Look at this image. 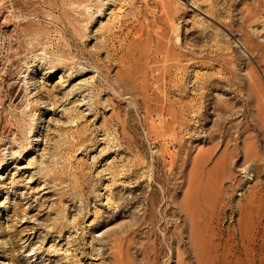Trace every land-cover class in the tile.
Returning <instances> with one entry per match:
<instances>
[{
    "label": "rangeland",
    "instance_id": "374dc122",
    "mask_svg": "<svg viewBox=\"0 0 264 264\" xmlns=\"http://www.w3.org/2000/svg\"><path fill=\"white\" fill-rule=\"evenodd\" d=\"M0 27V264H264V0H0Z\"/></svg>",
    "mask_w": 264,
    "mask_h": 264
},
{
    "label": "built area",
    "instance_id": "2783aa9c",
    "mask_svg": "<svg viewBox=\"0 0 264 264\" xmlns=\"http://www.w3.org/2000/svg\"><path fill=\"white\" fill-rule=\"evenodd\" d=\"M5 49H6V36L0 27V61L5 56L6 53Z\"/></svg>",
    "mask_w": 264,
    "mask_h": 264
},
{
    "label": "bare ground",
    "instance_id": "6f19581e",
    "mask_svg": "<svg viewBox=\"0 0 264 264\" xmlns=\"http://www.w3.org/2000/svg\"><path fill=\"white\" fill-rule=\"evenodd\" d=\"M247 155V154H246ZM264 184V183H263Z\"/></svg>",
    "mask_w": 264,
    "mask_h": 264
}]
</instances>
